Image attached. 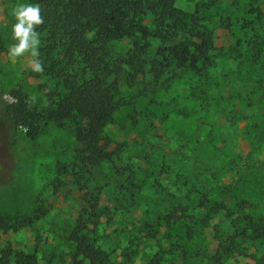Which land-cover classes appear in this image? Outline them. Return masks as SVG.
<instances>
[{
	"label": "rangeland",
	"instance_id": "374dc122",
	"mask_svg": "<svg viewBox=\"0 0 264 264\" xmlns=\"http://www.w3.org/2000/svg\"><path fill=\"white\" fill-rule=\"evenodd\" d=\"M29 2L0 0V103L16 101L21 92L30 107L43 108L56 91L54 81L33 71L35 58L30 53L15 62L8 56V49L17 43L11 31L16 21L10 12ZM177 6L191 28L204 32L212 45L210 66L204 70L209 76L198 85L199 77L187 68L168 66L164 45L150 39L145 71H164L158 99L165 103L153 115L143 106L151 98L146 88L156 87L152 73L139 75L133 83L127 74L133 70L124 65L115 114L104 129L106 154L111 158L115 151L118 159L106 161L95 172L103 189L101 243L113 264H147L158 252L165 264H264V235L239 236L237 248L218 259L220 245H229L248 224V207L233 216L220 212L207 219L200 204L204 193L214 202L220 199V189L228 186L240 200L254 204L250 210L264 215V63L254 65L250 50L237 45L238 39L247 44L254 33L248 25L256 15L251 11L259 8L264 13V0H177ZM151 19L145 21L152 24ZM257 26L264 33V23ZM132 47L129 39L113 42V61L127 57ZM193 82L207 91L211 106L196 112L191 132L179 111L197 110V102L188 98ZM172 95H177L176 101ZM259 124L260 133L255 135ZM8 125L0 128V213H31L33 207H40L45 215L18 232L0 233V250L9 244L17 250L37 249L45 264H69L67 236L84 202L71 176H60V186L56 178L58 166L76 160L78 144L69 129L52 122L43 123L34 140ZM188 132L192 135L186 137ZM212 132L220 147L215 152L209 147ZM164 163L172 170L160 173ZM254 178L260 180L252 187ZM124 193L128 204L122 201ZM224 199L227 207L236 201L233 194ZM180 205L187 206L186 215L195 217L198 232L191 240L183 235L187 228ZM173 213L180 218L175 224L162 221Z\"/></svg>",
	"mask_w": 264,
	"mask_h": 264
},
{
	"label": "trees",
	"instance_id": "16d2710c",
	"mask_svg": "<svg viewBox=\"0 0 264 264\" xmlns=\"http://www.w3.org/2000/svg\"><path fill=\"white\" fill-rule=\"evenodd\" d=\"M29 4H38L43 18V23L35 29L40 40L38 58L44 69L39 74L54 81L56 91L48 97L43 108L30 107L26 94L21 92L17 94L16 101L1 102L0 128L9 124L13 130L21 129L31 140L39 136L42 124L47 122L73 133L79 149L76 160L72 165L58 166L56 178L60 186V176H71L84 202L67 236L71 247L69 264H113L109 251L101 243L98 229L103 214V189L96 183L95 172L106 161L118 159L115 151L111 152V158L106 154L108 144L104 129L115 114L119 98L118 79L123 76L124 65L133 70L127 71L133 83L139 75L147 77L148 72L152 73L151 79L156 85L149 83L156 87L146 88L147 97L151 98H146L147 104L143 106L155 115L165 103L162 98L158 99L161 93V84L158 83L164 71H145L144 57L148 54L150 39L155 38L164 45L163 57L168 66L187 68L192 76L199 77L198 85H204L209 76V71L204 70L210 66L212 45L205 39L204 32L191 28L185 13L177 6V0H30ZM251 12L256 15L247 24L254 33L247 44L238 39L237 45L246 46L252 63L260 66L264 63V33L258 31L257 24L264 23V13L259 8ZM147 18H152V24L145 21ZM122 39L132 42V50L127 57L113 61L110 46ZM154 68L156 70V66ZM198 85L193 82L188 95L189 99L197 102V110L179 111L185 118L183 125L191 132H194L192 125L197 118L196 112L211 106L207 91ZM171 98L176 101L177 95ZM254 129L255 135L260 133V124ZM211 134L209 147L215 152L220 147L214 133ZM189 135L192 134L188 132L186 137ZM191 140L185 139L187 144ZM169 166L164 163L159 172H169L172 170ZM259 180L254 178L251 186H256ZM219 194L220 199L213 202L204 193L200 201L207 219L220 212L233 216L237 210L247 207L250 214L248 224L232 237L230 244L220 245L217 254L222 260L224 254L237 248L235 239L239 236L259 238L264 235V215L250 210L254 204L247 198L240 200L228 186L221 188ZM227 194H233L236 200L231 207L225 203ZM122 196V201L128 204V193ZM179 208L186 220L187 229L183 235L191 240L198 232L193 220L195 217L186 215L187 206L180 205ZM44 215L45 211L40 207H33L31 213H0V233L18 232L34 225ZM178 220L176 213L162 218L168 224H175ZM182 249L186 253V247ZM0 264L45 263L40 260L37 249L17 250L9 244L0 250ZM147 264H165L162 253L154 254Z\"/></svg>",
	"mask_w": 264,
	"mask_h": 264
},
{
	"label": "clouds",
	"instance_id": "9594fccd",
	"mask_svg": "<svg viewBox=\"0 0 264 264\" xmlns=\"http://www.w3.org/2000/svg\"><path fill=\"white\" fill-rule=\"evenodd\" d=\"M10 15L15 19L12 24V37L17 43L8 49L9 58L15 60L25 53L35 58L31 61V66L35 72H43V66L39 60V33L35 30L37 25L43 23L41 9L38 4H21L13 8Z\"/></svg>",
	"mask_w": 264,
	"mask_h": 264
}]
</instances>
